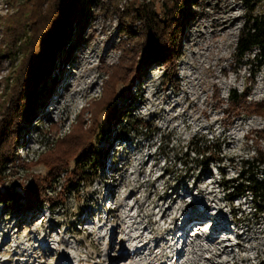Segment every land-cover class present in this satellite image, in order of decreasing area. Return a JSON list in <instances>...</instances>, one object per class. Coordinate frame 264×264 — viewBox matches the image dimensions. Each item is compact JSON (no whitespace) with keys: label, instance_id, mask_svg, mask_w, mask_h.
<instances>
[{"label":"rangeland","instance_id":"374dc122","mask_svg":"<svg viewBox=\"0 0 264 264\" xmlns=\"http://www.w3.org/2000/svg\"><path fill=\"white\" fill-rule=\"evenodd\" d=\"M21 1L0 0V16L16 10ZM125 1L120 0L119 6ZM195 10L172 81H164V64L153 61L146 66L142 81L134 85L135 92L130 89L138 96L130 113L150 120L153 131L119 136L126 123L122 109L129 89L117 83L115 111L122 116L107 123L109 107L99 115L106 135L97 141L101 165L96 172L87 173V180L71 188L64 201L35 202L27 211L20 206L23 198L14 204L0 201V264H58L55 260L62 258L70 264H77V258L79 264H107L123 246L144 242L140 255L133 256V252V259L115 264H264V212L257 213L249 198L236 197L222 187L235 176L240 157L255 146L264 149V138L246 139L247 134L264 131V116L242 113L225 128L227 120L215 97L225 101L230 90L240 92L247 87L249 99L264 101V69L252 79L248 66L235 64L233 59L244 16L239 1L206 0ZM120 39L126 37L121 36L116 17L99 15L85 30L84 39L73 43L72 62L57 76L54 73L56 84L50 85V95L36 104L32 120L22 123L17 146L22 159L34 162L50 149L57 136L70 130L83 107L87 106L85 117L90 120L91 103L108 87V67L118 60ZM31 129L24 143V131ZM193 136L218 140L223 162L208 166L179 162ZM46 173L42 163L18 165L7 184L22 192V184L31 175ZM49 193L55 196L51 189ZM195 214L202 224L195 235L190 234L192 227L188 233L197 247L194 251L189 245L185 248L190 252L183 255L186 259L181 257L182 263L166 258L173 249L166 239L169 231ZM220 218L233 230L215 236L220 226L209 232L205 225L211 227ZM226 237L230 239L227 250L207 260ZM99 257L105 260L98 262Z\"/></svg>","mask_w":264,"mask_h":264},{"label":"trees","instance_id":"16d2710c","mask_svg":"<svg viewBox=\"0 0 264 264\" xmlns=\"http://www.w3.org/2000/svg\"><path fill=\"white\" fill-rule=\"evenodd\" d=\"M205 1L126 0L119 6L120 0H22L16 10L0 16V201L14 204L23 198L20 206L25 211L35 202L64 201L71 188L87 180V173L96 172L101 165L97 141L106 135L99 125V115L109 107L107 123L122 116L115 111L117 83L129 89L122 109L126 110V123L119 136L153 131L150 120L130 113L132 103L138 99L130 89L135 92L134 85L142 81L146 66L153 61L164 64V81H172L177 73L176 60L182 39L188 38L189 26L196 15L195 7ZM237 1L244 8V16L237 32L233 59L235 64L248 66L249 77L253 79L257 71L264 69V0ZM99 15L115 16L121 36L126 37L120 39L116 64L108 67V87L91 103L89 121L85 117L86 106L80 110L70 130L57 136L50 149L39 154L34 162L22 159L17 152L22 123L30 122L37 114L36 104L41 105L51 93L50 85L56 84L54 73L57 76L68 61L72 62L73 43L84 39L85 30ZM4 69L7 71L1 75ZM249 93L250 88L245 87L240 92L230 90L225 101L215 96L227 120L225 128L242 113L264 116V101L249 99ZM51 125L56 131L59 129L57 124ZM37 129L33 127V131ZM119 131L120 128L116 132L119 134ZM31 133L32 129L24 131V143ZM254 137L261 140L264 131L246 135L251 142ZM181 153V163L190 160L192 164L203 162L208 166L223 162L221 143L214 138L193 136ZM35 163H42L47 173L31 175L22 184V192L7 184L13 168ZM59 179H63L62 183L56 184ZM222 187L236 197L249 198L254 211L263 213L264 149L255 146L250 154L240 157L235 176Z\"/></svg>","mask_w":264,"mask_h":264},{"label":"bare ground","instance_id":"6f19581e","mask_svg":"<svg viewBox=\"0 0 264 264\" xmlns=\"http://www.w3.org/2000/svg\"><path fill=\"white\" fill-rule=\"evenodd\" d=\"M195 208H197V206L195 207ZM219 210H221L220 209V207L218 208ZM165 213V210L163 211V213L161 214V215H163ZM193 215V214H192ZM192 215H188V216H186V217H188L187 219L185 218L181 223H180V226H184L187 222H188V219H196V220H198V223H199V228H200V226H201V222H200V220H199V218L197 217V215L196 216H192ZM218 226H223V227H225L226 225L224 224V220H223V218H220L213 226H211L210 228H209V231L211 232L212 230H215ZM169 232H173V229H171ZM219 233L220 232H218V233H215V236H218L219 235ZM115 234L116 233H114L113 234V239H114V236H115ZM171 239V238H170ZM124 239H121L120 240V242H122ZM127 240H131L130 238H127ZM126 240V241H127ZM221 241L220 242H222L223 244H221V247H219L218 248V250H214V251H212L211 252V256L209 257V259H207V260H211L212 258V256H219L221 253H223L224 251H226L227 250V248H228V243H227V241H229L230 239L228 238V237H226V238H224V239H220ZM193 240H190L189 239V235H187V237H186V244L184 245V247H187L188 245L189 246H191L192 247V249H191V251H194L195 250V248L197 247V246H194L195 244L192 242ZM6 242V239L3 241V243H5ZM192 244H193V246H192ZM143 245H146V242H144V243H142L141 245L140 244H138V243H134V244H131V245H129V246H126V247H122L120 250H118L117 252H116V254H115V256L114 257H109L108 258V261H107V264H115L117 261H121V260H124L125 258H128V257H131V254L133 253V256L136 254V255H140L142 252H140V250L142 249V246ZM154 248L156 247V245H154L153 246ZM183 248V247H182ZM221 248V249H220ZM180 251H181V249H179V248H173L172 249V251L170 252V253H166L165 255H166V258H168V259H170L171 258V256L172 255H178V260L180 261V263H182L183 261H184V259L182 260V258L183 257H185V256H187L188 254L187 253H189L190 251H188L186 254L187 255H185V256H181V254H180ZM229 251V250H228ZM132 256V257H133ZM131 257V259H133ZM182 257V258H181ZM185 259H186V257H185ZM246 259H249V258H245V260ZM105 260V257H99V259H98V262H102V261H104ZM55 261H57V263L58 264H70L66 259H64V258H62L60 261H58V260H55ZM81 262V259L80 258H77L76 259V263L77 264H79Z\"/></svg>","mask_w":264,"mask_h":264}]
</instances>
